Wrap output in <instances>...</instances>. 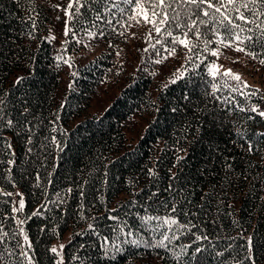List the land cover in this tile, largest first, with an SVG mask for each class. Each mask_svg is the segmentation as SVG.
<instances>
[{
    "label": "trees",
    "instance_id": "1",
    "mask_svg": "<svg viewBox=\"0 0 264 264\" xmlns=\"http://www.w3.org/2000/svg\"><path fill=\"white\" fill-rule=\"evenodd\" d=\"M155 2L0 0V264H59L67 235L64 264H264V47L236 80L208 17L189 53Z\"/></svg>",
    "mask_w": 264,
    "mask_h": 264
},
{
    "label": "snow or ice",
    "instance_id": "2",
    "mask_svg": "<svg viewBox=\"0 0 264 264\" xmlns=\"http://www.w3.org/2000/svg\"><path fill=\"white\" fill-rule=\"evenodd\" d=\"M126 2L133 3L134 0H126ZM257 3L260 5L259 11H257L255 7ZM173 4L189 6L187 13L184 14V19H182V11H177L173 8ZM69 7H71V5H69ZM136 8L138 9L137 14L143 15L144 22L151 23L158 35L163 32L167 37L171 38V43L183 45L189 53L192 52L196 45L188 40V34L194 32L198 39L202 35L199 31V25L193 17L199 18L201 16L208 17L209 19L207 21L201 19L199 21L200 24L207 26L211 23L215 25L212 31L217 37V43L219 45H223L224 47L235 46L236 51L246 52V54L252 56L253 59L256 58V54L247 51V46L254 45L255 42L259 40L260 46L264 47V20L257 25L256 30L260 32L259 37L251 34V29L248 30L250 33L249 35H242V33L245 32V28L242 27L241 24L235 22L239 20L243 21L244 24L255 23L256 21L249 20L245 13L248 12L253 17L264 16V0H227L226 3L224 0H217L216 3L211 2V0H172V3L168 4L165 3V0H156L152 8L146 9V6L142 3H136ZM155 8H160L161 12H156ZM166 9H172L171 16L168 15ZM242 9L245 11H242ZM232 13H236V15L233 17L231 15ZM131 19L135 20L136 17L133 16ZM159 25H165V27L162 29ZM169 26L174 27V29H187V31H182L181 35H173L172 31H168ZM208 43V41H205V50H207ZM240 45H245V47H240ZM175 51V48L171 49L170 54H175ZM212 54L218 56L219 49L214 50ZM188 58L191 59L190 56ZM260 62L264 64V59ZM157 63H159V61H157ZM224 75H232L231 70L225 72ZM233 78L236 80L240 79L238 74ZM262 115H264V113H262ZM9 124H11V121H9ZM23 207L24 201L20 200L19 208L23 209ZM166 223L176 224V221L168 220ZM164 239L167 240L169 237L165 236ZM52 251L56 252V249L53 248ZM196 251H199V249Z\"/></svg>",
    "mask_w": 264,
    "mask_h": 264
},
{
    "label": "rangeland",
    "instance_id": "3",
    "mask_svg": "<svg viewBox=\"0 0 264 264\" xmlns=\"http://www.w3.org/2000/svg\"><path fill=\"white\" fill-rule=\"evenodd\" d=\"M54 4L56 7L61 11V13L67 17L69 15V5L72 4V0H53ZM211 2L216 3L217 0H211ZM226 2V0H224ZM63 27L66 28V25L63 24ZM151 42V40H150ZM247 56L242 54L241 51H236L234 48H222L219 55L217 56V61L218 64H223L225 65L226 68L234 67L236 69H231L234 70L237 74H242L241 70L247 68L249 65L247 63ZM258 73L256 74L257 78ZM263 79V78H261ZM263 85V84H262ZM115 94V88H110L109 90L105 91L102 94H99L96 96V101L95 105H98V107H95L96 110H102L104 107L107 106V103L110 101V99L113 97ZM255 108L260 109V106H255ZM262 113H264V110H262ZM141 128V122L137 123L132 130L129 132V136L134 137L135 140H133V143L137 140L136 137L138 136V131ZM20 200L24 201L25 204V199L24 196H19L18 194L14 195V204L15 207L19 208V202ZM69 235H67L64 239H59L56 240L53 245L52 249H56V255H57V260L59 264H64L65 263V255H64V249H65V244L68 240Z\"/></svg>",
    "mask_w": 264,
    "mask_h": 264
}]
</instances>
